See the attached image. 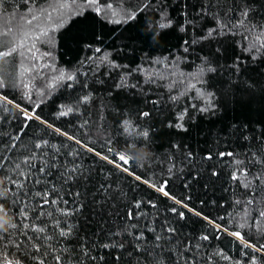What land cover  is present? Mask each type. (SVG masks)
<instances>
[{
    "label": "trees",
    "instance_id": "1",
    "mask_svg": "<svg viewBox=\"0 0 264 264\" xmlns=\"http://www.w3.org/2000/svg\"><path fill=\"white\" fill-rule=\"evenodd\" d=\"M212 2L204 0L206 4ZM246 2L254 5L250 18L258 25L264 23V0ZM143 3L145 0H123V3L95 0L91 5L78 3L80 14L65 15L64 26L52 34L50 44L37 43L32 101L11 87L3 90L14 104L8 106L10 113L0 110V117H7L0 118V145H7L9 135L17 132L20 121L13 117L19 115L16 105H20L29 110V115L35 112L39 117L27 122L30 127L23 136L24 143H33L34 137L35 142L44 139L58 147L65 145L64 151L70 146L83 154L81 163L88 170L87 181L74 183L62 193L65 199L84 206L82 214L76 217L80 224L78 234L88 253L81 256L79 250L76 252L82 264H251L252 256L258 257L257 264H264V253H258L255 247H244V241L229 235L241 215L242 205H236L235 201L242 199L245 192L231 174L244 167L255 171L251 155L264 146V53L253 60L252 54L245 50L247 41L240 34L213 33L211 38H204L209 29L216 27V22L211 15L196 14L201 0H151L135 20L122 24L109 22L112 11L139 9ZM108 4H112V9L107 8ZM46 6V0H33L28 5L23 0H8L0 10L3 11L0 30L15 26L12 13L19 17L26 15V9L35 12ZM97 7L101 9L99 14L95 11ZM218 8L223 12L226 5L222 2ZM161 15L171 20V27L156 26ZM46 52L51 55L45 56ZM165 60L177 64V72L187 75L197 72L202 65L215 69L204 74L206 83L197 84L201 95L214 94L211 100L214 112H199L207 97L201 99L197 90L185 92L183 84H175L169 91L162 86L167 84L166 80L145 82V71L162 70ZM15 63V57L0 61L6 67V80L7 69ZM58 71L75 79L56 82L53 77ZM122 78L129 87H118ZM40 92L45 95L39 96ZM85 97H89L87 103L83 102ZM33 102H39L40 107L35 108ZM67 108L74 111L60 117L59 112ZM185 111L182 123L187 131L169 127L177 124L178 116ZM143 112L150 115L143 117L140 115ZM124 119L137 126L132 131V136L137 137L136 148H146L151 153L149 162L143 166L134 161L124 165L112 159L114 153L123 150L126 154L132 148L125 146L126 138L120 135V122ZM138 129L149 131L147 141L137 136ZM69 135L74 139H68ZM76 140L82 143L77 144ZM220 153L233 155L221 157ZM209 154L212 159L205 158ZM237 160L243 163L237 165ZM117 163L128 171L118 168ZM137 176L141 179H136ZM46 179L57 180L55 170ZM145 180L153 181L170 195L164 196ZM102 184L110 187L100 192ZM77 190L86 196L74 198L67 194ZM176 200L187 206L177 204ZM137 203L139 209L135 207ZM172 208L177 213L183 212L184 219L174 215ZM195 212L202 215L196 216ZM128 214L136 218L126 221ZM204 217L211 218L214 224ZM169 223L176 228L173 238L177 243L166 244L162 240L164 248L158 260L155 256L145 257L136 249L138 242L133 236L138 230L156 228L160 231L149 230L144 234L150 242L148 246L159 252L153 237L165 235L161 226L166 229ZM128 224H138V229L126 232ZM240 231L254 245L264 242V238L258 240L254 229ZM205 233L210 240L200 241L199 236ZM70 243L77 245L80 240ZM102 243L123 247L104 248ZM186 243L203 247L188 248Z\"/></svg>",
    "mask_w": 264,
    "mask_h": 264
},
{
    "label": "snow or ice",
    "instance_id": "2",
    "mask_svg": "<svg viewBox=\"0 0 264 264\" xmlns=\"http://www.w3.org/2000/svg\"><path fill=\"white\" fill-rule=\"evenodd\" d=\"M23 2L28 5L33 3V0H23ZM222 2L226 5V10L223 12L218 8V5ZM7 3L8 0H0V10L4 9ZM78 3L91 5L95 3V0H46L47 6L37 8L35 12L26 9V15L19 17L12 13L16 20L15 26H6V31L0 30V61L15 57L16 63L12 64L10 69H7V80L5 78L6 67L0 64V110L11 112V108L8 106L14 104V101L3 94V90L10 87L20 91L23 93L24 98L30 102L32 101L31 80L33 75L36 74L37 43L50 44L52 34L64 26L65 15L71 17L73 13L80 14L81 10L77 6ZM121 3H123V0H121ZM150 3L151 0H145V3L139 9H123L119 13L112 11L109 14V22L122 24L135 20L139 12L147 8ZM112 7V4L107 5L108 9H112ZM214 9L216 10L214 11ZM253 10L254 5L247 3L246 0H231V3L228 0H213L211 4H206L204 0H201V6L197 9L196 14L198 16L211 15L216 22V27L209 29L207 37L204 38H211L213 33L217 36L240 34L247 41L245 50L252 54L251 58L255 60L259 58L260 54L264 53V23L258 25L250 18ZM95 11L99 14L101 9L97 7ZM2 15L3 11H0V16ZM53 23L55 27H50L49 25ZM171 23V20L161 15L156 26L159 29H165L171 27ZM180 30L183 31L184 27L181 26ZM157 34L153 33V36ZM96 51L99 52L100 49H96ZM44 55L50 56L51 53L46 52ZM154 63L160 62L155 61ZM113 66L118 67V65ZM176 68L177 64L165 60L162 70L145 71V82L153 84L166 80L167 84L162 86L168 87L169 91H171V86L183 84L185 92L197 90V94L201 95V90L197 89V84L206 83L203 79L204 74L215 71L211 66L205 68L202 65L197 72L187 75L177 72ZM53 79L56 82H62L65 79L74 80L75 77L73 75L66 76L62 71H58ZM54 86L55 84H53ZM118 87H129V85L122 78ZM131 87H136V85H131ZM44 95V92L39 93L41 97ZM213 95L210 92H204L201 95V99L206 96L207 100L204 101V106L198 109L199 112L215 111V106L211 102ZM88 99L89 97H85L83 102L87 103ZM172 99L175 100L177 97H172ZM33 103L35 108L40 107L39 102ZM152 103L155 104L156 102L153 101ZM16 107L19 108V115L13 118L20 121L19 128L15 135H9L7 145H0V177L6 181L4 188L7 192V195L0 198V209L5 210L13 218V223L7 231H0V264H82L79 256L75 255L76 252L79 250L81 256H88V253L84 251V241L79 237L80 224L76 217L78 214H82L84 206L76 203L75 200L65 199L62 193H65L66 188L74 183L87 181L88 170L81 163L83 154L78 150L74 151L70 146L67 147V151H64L65 145L58 147L48 140L41 139L35 142L34 137L32 138L33 143H24L23 136L30 127L27 122L39 119V117L35 112L29 115V110L20 105H16ZM73 111V108H67L65 111L59 112V116H67ZM140 115L147 117L150 113L143 112ZM184 115H186V111L178 116L177 124H169V127H175L179 131H187L182 123ZM0 118L7 119V117ZM134 129H137V126L130 119H124L120 122V135L126 138V147H138L137 137L132 136ZM0 135H2V132H0ZM137 136L141 140L147 141L149 131L138 129ZM68 139L72 140L74 137L69 135ZM76 143L81 144L82 142L76 140ZM174 147L178 148L179 145ZM88 151L91 152L93 149L88 148ZM61 153L63 154L62 158ZM225 155L231 156L233 153H220L221 157ZM102 158L107 159V157ZM188 158L191 159V153L188 154ZM205 158L212 159V156L209 154ZM112 159L122 161L124 165L132 163V159L123 150L118 154L114 153ZM242 163V161H236L237 165ZM250 163L256 167L255 171L244 167L237 168L231 174L233 180L240 181L239 186L245 192L242 193V199L235 201L236 205H242L241 215L240 220L235 222L236 228L229 231V235L237 240L244 241V247H255L258 253H264V242L254 245L245 240V236L240 231L246 228L254 229L258 240L264 238V146L252 153ZM116 166L128 171L120 163H117ZM53 170H55L58 179L54 181L47 180L46 177L51 176ZM168 172L171 173L172 168H169ZM212 174L217 175L216 172ZM136 179L141 178L137 176ZM144 182L150 187H157V191L163 192L164 196L170 195L169 192L164 191L163 187H158L153 181L145 180ZM166 183L165 181L164 184ZM106 187L110 186L100 185L99 191L104 192ZM67 194L72 195L74 198L86 196V193H81L79 190L75 192L68 191ZM175 202L187 206L181 200ZM68 205H71V207H65ZM135 207L139 209L140 204L137 203ZM171 212L178 215L180 219H184L183 212L177 213L175 208H172ZM195 215L201 216L202 213L195 212ZM135 218L131 214L125 216L126 221ZM204 219L209 224H214L211 218L204 217ZM215 227L220 228L221 226L215 225ZM133 228L138 229V224H128L125 231L128 232L129 229ZM149 230L152 232L160 231L156 228L138 230L133 236V239L138 242L135 247L138 251H142L145 257L155 256L158 260L164 248V245L160 243L162 240L166 244L177 243L173 238L176 228L172 223H169L166 229L162 225L161 230L165 232V235H155L153 237L155 248L159 249V252L148 246L150 242L144 233ZM129 234L131 233L129 232ZM109 235L114 234L110 233ZM73 240H80V243L73 245L70 243ZM199 240L209 241L210 235L205 233L199 236ZM141 241L144 243L141 244ZM102 246L104 248L110 246L123 247L122 244L112 245L110 243H102ZM186 247L198 248L203 247V245L186 243ZM92 259H95V257H92ZM224 259L226 260L228 257L225 256ZM257 259V256L250 257L251 264H257Z\"/></svg>",
    "mask_w": 264,
    "mask_h": 264
},
{
    "label": "clouds",
    "instance_id": "3",
    "mask_svg": "<svg viewBox=\"0 0 264 264\" xmlns=\"http://www.w3.org/2000/svg\"><path fill=\"white\" fill-rule=\"evenodd\" d=\"M132 161L138 166H143L149 162L151 153L146 148L132 147L130 151L126 153ZM3 178H0V198L7 195L6 189L4 188ZM13 223V218L3 209H0V231H7L8 227Z\"/></svg>",
    "mask_w": 264,
    "mask_h": 264
}]
</instances>
